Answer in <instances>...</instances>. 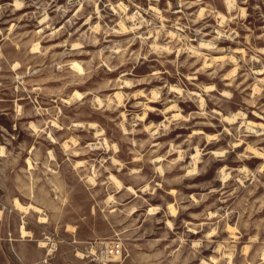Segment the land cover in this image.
Masks as SVG:
<instances>
[{
  "label": "rangeland",
  "instance_id": "rangeland-1",
  "mask_svg": "<svg viewBox=\"0 0 264 264\" xmlns=\"http://www.w3.org/2000/svg\"><path fill=\"white\" fill-rule=\"evenodd\" d=\"M227 1L0 0V264H264V0Z\"/></svg>",
  "mask_w": 264,
  "mask_h": 264
},
{
  "label": "bare ground",
  "instance_id": "bare-ground-1",
  "mask_svg": "<svg viewBox=\"0 0 264 264\" xmlns=\"http://www.w3.org/2000/svg\"><path fill=\"white\" fill-rule=\"evenodd\" d=\"M227 4H228V7H231L232 6V4H231V2H230V0H228L227 1ZM19 66V64L18 63H16L15 65H14V69H16L17 67ZM67 100V99H66ZM97 101V100H96ZM68 102V101H67ZM102 102V101H101ZM100 103V102H99ZM101 105V104H100ZM78 125V124H77ZM31 127H33V129H34V131L37 133V132H39V131H41L35 124H33ZM93 127V126H92ZM99 132V131H98ZM96 133V132H95ZM49 134V133H48ZM52 135V134H51ZM50 134H49V137L51 138V140L53 141L54 140V137H52ZM106 140V139H105ZM103 141H104V139H103ZM99 142H101V141H99ZM106 142V141H105ZM91 144H89L91 147H93V148H96V147H98L97 145H96V143H93V142H90ZM106 144V143H105ZM88 145V146H89ZM99 145H101L100 143H99ZM32 149H34V147H32L31 148V151H32ZM49 153H50V156H52V153L53 152H50L49 151ZM4 153H3V149H1L0 150V155L2 156ZM49 156V157H50ZM26 160H27V166H29V168L30 169H32L33 168V161H32V158L31 157H28V158H26ZM35 166V165H34ZM224 176V175H223ZM222 176V177H223ZM113 177V176H112ZM225 177V176H224ZM116 178V177H115ZM114 178V180H116ZM90 180H91V178H90ZM119 182V181H118ZM115 184H116V181H115ZM118 184V183H117ZM147 185V184H146ZM123 186V185H122ZM118 187H119V185H118ZM130 187V186H129ZM132 187V186H131ZM133 188V187H132ZM144 188V187H143ZM147 188V187H146ZM131 189V188H130ZM145 189V188H144ZM132 190V189H131ZM134 190V189H133ZM141 191H142V188H141ZM146 191V190H145ZM138 194V193H137ZM16 202V204H17V206L19 207V208H22L23 209V211L24 212H28L29 210H32V211H38L39 212V207H37V206H35L34 204H32V203H30V204H28V205H24V204H22L20 201H15ZM16 206V207H17ZM31 208V209H30ZM149 211H151V212H153L154 211V208H150L149 209ZM39 219H41L42 220V222H45L46 220H45V217L44 216H40V218ZM20 231H21V237H23V238H25V237H27L28 236V231L26 230V228L24 227V225H22L21 226V228H20ZM118 242V241H117ZM110 244V243H109ZM46 245H47V243L44 241V242H40L39 243V246L41 247V248H44V247H46ZM105 245V244H104ZM105 248L106 249H108V247L107 246H105ZM50 250V249H49ZM49 252V251H48ZM47 252V254H50V252L48 253ZM107 252H109V250L107 251ZM229 254V253H228ZM114 257H115V255H117L116 257H118V255H119V252H117L116 254H112ZM264 255V254H263ZM86 256V255H85ZM97 256V255H96ZM103 256H109L108 255V253L107 254H103L102 255V257ZM112 256V257H113ZM230 258V257H229ZM212 259V261H215V258L214 257H212L211 258ZM263 259V258H262ZM202 264H211V263H209V262H207V261H205V260H203L202 261ZM228 264H229V261H228Z\"/></svg>",
  "mask_w": 264,
  "mask_h": 264
},
{
  "label": "built area",
  "instance_id": "built-area-1",
  "mask_svg": "<svg viewBox=\"0 0 264 264\" xmlns=\"http://www.w3.org/2000/svg\"><path fill=\"white\" fill-rule=\"evenodd\" d=\"M110 249H112V247L111 248H109V249H105V250H103L101 253H102V255L103 254H107L108 253V255H112V254H114V253H117V252H115V251H113V250H110ZM109 250V252H107ZM119 252V251H118Z\"/></svg>",
  "mask_w": 264,
  "mask_h": 264
}]
</instances>
